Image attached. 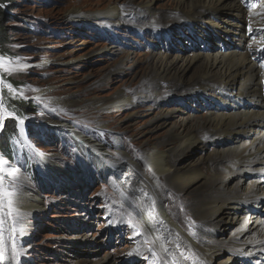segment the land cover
Segmentation results:
<instances>
[{
	"label": "rangeland",
	"instance_id": "374dc122",
	"mask_svg": "<svg viewBox=\"0 0 264 264\" xmlns=\"http://www.w3.org/2000/svg\"><path fill=\"white\" fill-rule=\"evenodd\" d=\"M147 3L153 12L143 8ZM246 3L256 8L261 0ZM176 6L175 0H17L12 6L9 55H0V87L8 91V99L0 94V264H169L131 210L137 197H147L153 182L164 195L162 204L189 232L181 215L189 219L190 205L215 177L208 164L219 150L241 148L246 139L202 135L184 155L172 142L174 132L186 119L205 120L213 106L225 104L214 98L221 95L205 96L198 83L180 89L166 81L157 98L139 96L155 63L175 58L182 66L195 57L185 73L196 80L202 59L196 54L218 47L209 37L215 36L212 31L202 32L199 22L188 24L193 15L187 11L169 24L182 16ZM111 7L121 15L86 17ZM224 16L207 20L221 23ZM248 26L243 22L240 32H251ZM119 93L130 94L132 101L104 106ZM233 103L229 113L237 110ZM78 133L98 138L121 168L132 167L129 187L120 182L125 173L121 177L108 164L101 166L98 153ZM11 143L14 150L7 156ZM151 146L172 149L182 174L198 168L206 176L187 191L167 184L143 161ZM219 171L216 177L232 189L255 180L249 173L242 184L237 171ZM254 213L264 220V205H237L222 214L225 223L209 227L217 241H228ZM228 256L216 264H254Z\"/></svg>",
	"mask_w": 264,
	"mask_h": 264
},
{
	"label": "bare ground",
	"instance_id": "6f19581e",
	"mask_svg": "<svg viewBox=\"0 0 264 264\" xmlns=\"http://www.w3.org/2000/svg\"><path fill=\"white\" fill-rule=\"evenodd\" d=\"M175 1H177L176 8L182 12V16H175L169 24H175L178 17L184 16L183 11H187L193 15L186 18L188 21H193L188 24L194 23L197 27L199 22L202 32L212 31L215 36L209 34V37L211 41L214 39L215 48L216 44L218 47L214 50L212 46L209 51L196 54L198 59L202 58L199 60L200 74L196 80L188 78L185 73L193 64L195 57L182 66H178L175 58L155 63L150 84L139 96L144 99L150 96L157 98L166 81L171 83L172 87L180 89L198 83L202 86L201 91L205 90V96L209 92L221 95L220 98H214L225 104L213 106L212 113L205 120L191 123L186 119L179 125V133L174 132L172 142L179 144L178 148L184 155L199 143L202 135L213 137L228 135L233 141L237 140L239 135H246V139L241 148L229 146L219 150L217 156L208 164V169L215 177L209 180L206 192L190 205L189 210L193 214L187 215L196 223L187 220L184 217L185 212L181 215L184 218L182 225L189 229V232L182 228L162 204L164 195L156 191L153 182L149 184L147 197H137L135 206L131 210L163 254L166 263L216 264L220 257L229 254V261L244 258L254 264H264V220H261L257 213L249 214L243 229L228 241H217L215 228L209 227L225 223L222 214L227 210L236 209L237 205L250 202L264 205V0H261L260 5L256 4V8L253 5L248 6L247 0ZM144 7L147 13L154 11L151 3L144 4ZM222 14L225 16L221 23L216 21L209 23L207 20V18L216 20L215 17ZM106 15L117 18L121 13L117 7H111L98 14H87L86 17L93 20L94 17ZM243 22L249 24L251 32H240ZM259 55L262 57L261 62L256 60ZM188 59L185 56L184 61ZM244 98L247 102L243 103ZM109 100L104 104L105 107L131 102L132 96L128 93H119ZM231 102L237 105L234 113H229L227 110L229 105H232ZM167 117H170L169 114ZM71 133L75 135V131ZM78 134L84 145L90 143L95 150L94 153H98L100 159L97 160L101 166L108 164L106 168L112 167L121 177L122 172L125 173L120 182L129 187L132 173L128 171L132 167L126 164L127 169H124L119 163L110 160L108 149L98 138ZM170 150L172 149L164 151L151 146L148 155L142 157L155 174L163 175L167 184L181 191H187L206 176L205 172L198 168L192 169L187 175L182 174L183 166L176 165L171 159ZM127 162L132 163L133 159L130 158ZM222 169L234 170L242 174V184L249 177V173L255 175V180L246 187L240 185L232 189L226 182L216 177ZM141 170L144 171V168L141 167ZM137 176L139 177V174ZM150 194L153 195L149 197ZM34 207L35 203L26 208L31 210ZM30 210L25 211L31 212ZM230 219L232 222L235 220L232 216L229 217ZM207 227L208 229H205ZM219 252L220 255L216 257V253ZM218 264H225V260L219 261Z\"/></svg>",
	"mask_w": 264,
	"mask_h": 264
},
{
	"label": "trees",
	"instance_id": "16d2710c",
	"mask_svg": "<svg viewBox=\"0 0 264 264\" xmlns=\"http://www.w3.org/2000/svg\"><path fill=\"white\" fill-rule=\"evenodd\" d=\"M17 0H0V55L3 54H8L5 53V47L9 44V35L12 32L11 26H10V21H11V12L13 10V7L16 4ZM9 55V54H8ZM2 97L5 99H8V91L7 89H2L1 92ZM9 134V133H8ZM7 136L11 137L9 134ZM9 147L7 148L9 155L6 154L7 156H12V151L14 150L13 148V143L8 145Z\"/></svg>",
	"mask_w": 264,
	"mask_h": 264
},
{
	"label": "water",
	"instance_id": "95a60500",
	"mask_svg": "<svg viewBox=\"0 0 264 264\" xmlns=\"http://www.w3.org/2000/svg\"><path fill=\"white\" fill-rule=\"evenodd\" d=\"M2 90H1V87H0V94H1ZM2 96V95H1Z\"/></svg>",
	"mask_w": 264,
	"mask_h": 264
}]
</instances>
